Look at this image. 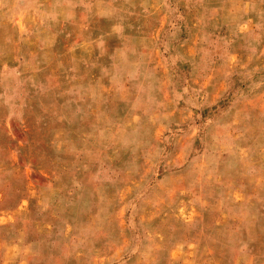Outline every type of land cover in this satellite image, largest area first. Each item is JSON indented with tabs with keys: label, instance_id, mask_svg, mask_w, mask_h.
Instances as JSON below:
<instances>
[{
	"label": "rangeland",
	"instance_id": "obj_1",
	"mask_svg": "<svg viewBox=\"0 0 264 264\" xmlns=\"http://www.w3.org/2000/svg\"><path fill=\"white\" fill-rule=\"evenodd\" d=\"M0 264H264V0H0Z\"/></svg>",
	"mask_w": 264,
	"mask_h": 264
}]
</instances>
